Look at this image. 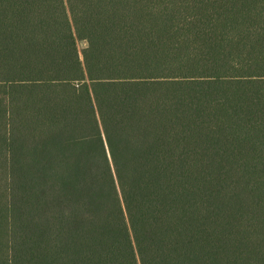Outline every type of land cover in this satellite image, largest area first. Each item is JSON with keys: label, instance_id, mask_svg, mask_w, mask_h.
<instances>
[{"label": "trees", "instance_id": "obj_1", "mask_svg": "<svg viewBox=\"0 0 264 264\" xmlns=\"http://www.w3.org/2000/svg\"><path fill=\"white\" fill-rule=\"evenodd\" d=\"M0 264H264V0H0Z\"/></svg>", "mask_w": 264, "mask_h": 264}, {"label": "rangeland", "instance_id": "obj_2", "mask_svg": "<svg viewBox=\"0 0 264 264\" xmlns=\"http://www.w3.org/2000/svg\"><path fill=\"white\" fill-rule=\"evenodd\" d=\"M84 48V44L83 43H79V50L81 51Z\"/></svg>", "mask_w": 264, "mask_h": 264}]
</instances>
